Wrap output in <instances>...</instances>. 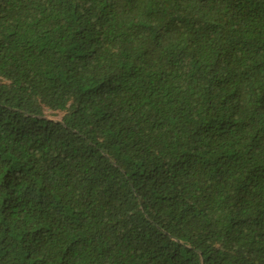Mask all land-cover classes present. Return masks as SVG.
Here are the masks:
<instances>
[{
  "label": "trees",
  "instance_id": "1",
  "mask_svg": "<svg viewBox=\"0 0 264 264\" xmlns=\"http://www.w3.org/2000/svg\"><path fill=\"white\" fill-rule=\"evenodd\" d=\"M264 264V0H0V264Z\"/></svg>",
  "mask_w": 264,
  "mask_h": 264
},
{
  "label": "water",
  "instance_id": "2",
  "mask_svg": "<svg viewBox=\"0 0 264 264\" xmlns=\"http://www.w3.org/2000/svg\"><path fill=\"white\" fill-rule=\"evenodd\" d=\"M201 264H203V261H202V259H201Z\"/></svg>",
  "mask_w": 264,
  "mask_h": 264
}]
</instances>
